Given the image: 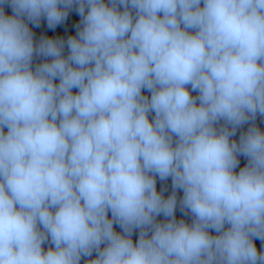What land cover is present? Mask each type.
I'll return each instance as SVG.
<instances>
[{
    "label": "clouds",
    "instance_id": "clouds-1",
    "mask_svg": "<svg viewBox=\"0 0 264 264\" xmlns=\"http://www.w3.org/2000/svg\"><path fill=\"white\" fill-rule=\"evenodd\" d=\"M258 115L264 0H0V264H264Z\"/></svg>",
    "mask_w": 264,
    "mask_h": 264
},
{
    "label": "trees",
    "instance_id": "trees-1",
    "mask_svg": "<svg viewBox=\"0 0 264 264\" xmlns=\"http://www.w3.org/2000/svg\"><path fill=\"white\" fill-rule=\"evenodd\" d=\"M5 9H6V12L11 13V8L9 6L6 5ZM78 21H79L78 15L75 12H70L69 18L62 25L57 26V28L55 30H50V29L47 28L46 20L42 19L41 26L39 28H33V31L36 34L35 38L37 40H39V38H40V36L42 34H47V35H50V36L59 34V35H63V37L66 39L69 34H74L75 33V31H76L75 24L78 23ZM30 27H33V26L30 25ZM66 52H67V49H65V53ZM42 59L43 58H40V57L35 58L34 59V65L36 63L41 62ZM194 95H195V93H194ZM256 124L259 127H261L262 130H264V117H260L258 115L257 119H256ZM248 127H249V125L245 124L240 129H238L237 135L235 137H233V139H237L238 140L240 133L246 131ZM240 159H241V166H243V164L246 163V160L243 157H241ZM238 170L239 169H237V171ZM157 187H158V190H164V195L165 196L169 195L171 193V191H172L171 178H169L166 181H160L159 178H157ZM181 195H182V192H178V196H181ZM176 215H177V218H181L182 217V218L186 219L188 222H191V217L190 216L183 217V214L179 210H177ZM158 219H163V218L160 217ZM117 230H119L118 227H117ZM137 238H138V230L136 231V233H134V236H133L134 240L137 239ZM255 243L257 244L258 247L261 246V241L256 240ZM44 247H45V249H47V247H49V244H45ZM94 256H95V252L93 253V257ZM86 259H90V258H88V257L82 258L81 264H84V261Z\"/></svg>",
    "mask_w": 264,
    "mask_h": 264
}]
</instances>
